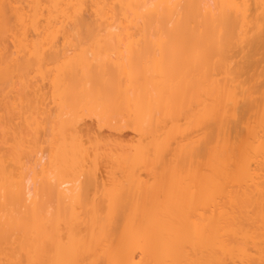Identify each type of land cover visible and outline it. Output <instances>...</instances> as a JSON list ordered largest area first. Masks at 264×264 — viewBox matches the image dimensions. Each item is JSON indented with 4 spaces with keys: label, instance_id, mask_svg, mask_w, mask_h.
I'll use <instances>...</instances> for the list:
<instances>
[{
    "label": "bare ground",
    "instance_id": "6f19581e",
    "mask_svg": "<svg viewBox=\"0 0 264 264\" xmlns=\"http://www.w3.org/2000/svg\"><path fill=\"white\" fill-rule=\"evenodd\" d=\"M0 264H264V0H0Z\"/></svg>",
    "mask_w": 264,
    "mask_h": 264
},
{
    "label": "rangeland",
    "instance_id": "374dc122",
    "mask_svg": "<svg viewBox=\"0 0 264 264\" xmlns=\"http://www.w3.org/2000/svg\"><path fill=\"white\" fill-rule=\"evenodd\" d=\"M238 61L240 60L239 57H235ZM237 60L234 59V62H236ZM237 61V62H238ZM132 136L131 132L129 130H125L122 135H121V138L124 139V140H129L131 139L130 137Z\"/></svg>",
    "mask_w": 264,
    "mask_h": 264
}]
</instances>
